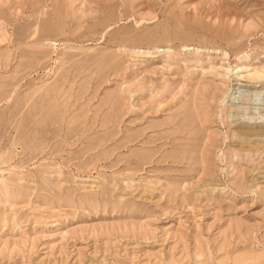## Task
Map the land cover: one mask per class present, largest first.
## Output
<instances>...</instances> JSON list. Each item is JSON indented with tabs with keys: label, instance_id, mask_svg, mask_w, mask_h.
<instances>
[{
	"label": "rangeland",
	"instance_id": "obj_1",
	"mask_svg": "<svg viewBox=\"0 0 264 264\" xmlns=\"http://www.w3.org/2000/svg\"><path fill=\"white\" fill-rule=\"evenodd\" d=\"M250 132L264 0H0V264H264Z\"/></svg>",
	"mask_w": 264,
	"mask_h": 264
},
{
	"label": "bare ground",
	"instance_id": "obj_2",
	"mask_svg": "<svg viewBox=\"0 0 264 264\" xmlns=\"http://www.w3.org/2000/svg\"><path fill=\"white\" fill-rule=\"evenodd\" d=\"M250 118H253V117H250ZM255 122H256V120H255ZM249 123H253L252 121H250ZM257 123V122H256ZM248 125V124H247ZM256 127V126H255ZM251 133V136H254V135H260V134H263V136H264V132H262V133H256V132H250Z\"/></svg>",
	"mask_w": 264,
	"mask_h": 264
}]
</instances>
